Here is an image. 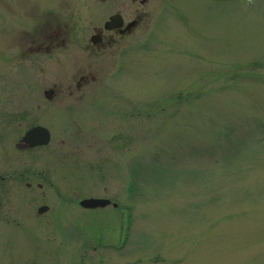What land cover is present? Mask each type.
Returning <instances> with one entry per match:
<instances>
[{
	"label": "rangeland",
	"instance_id": "1",
	"mask_svg": "<svg viewBox=\"0 0 264 264\" xmlns=\"http://www.w3.org/2000/svg\"><path fill=\"white\" fill-rule=\"evenodd\" d=\"M43 1L0 0V52L48 11L74 14L63 22L84 35L108 13L94 14L101 0ZM147 10L90 91L127 97V113L95 127H71L57 110L68 102L42 96L71 69L0 55V110L31 109L53 134L23 152L26 120L0 129V264H264V0ZM84 198L118 205L85 209Z\"/></svg>",
	"mask_w": 264,
	"mask_h": 264
},
{
	"label": "flooded vegetation",
	"instance_id": "2",
	"mask_svg": "<svg viewBox=\"0 0 264 264\" xmlns=\"http://www.w3.org/2000/svg\"><path fill=\"white\" fill-rule=\"evenodd\" d=\"M46 1L49 2L45 6V9L48 8L47 10L51 9L53 5L62 2H58L57 0H55L57 3H54V0H44L43 2ZM52 1H54V4ZM101 1H104L105 4L99 6V10L94 12V14L101 13L104 10V13L108 12L106 19L102 24L92 26L89 34H79L80 31L69 27L68 23L63 22L69 20L68 17L74 14H67L64 16L66 18L57 17L56 15V18H54L55 14L48 11L42 14L47 19L43 17L37 19L39 22L28 31L20 30L19 34H15L14 38L10 39L13 44L4 43L0 52L3 61L13 60L12 62L18 61L20 63L30 61L34 66L41 64V67L48 66L54 62L62 66V69L72 70L71 73H67V76L64 74L62 77L56 78L48 84L46 88H43L42 96L47 106L51 105L50 103L56 98L61 102H68V108L57 110L62 113L63 117L66 115L69 118V124L75 129L95 127V124H103V121L109 118H117L119 113H127V111L121 108L128 101H131L127 97L114 98L111 95L90 93V91L97 82L96 75L102 67L105 57L108 54L111 55L114 49L120 50L123 47L124 40L130 37L137 29L141 28L149 15V11L147 10L149 0ZM93 5V8H95L101 4L96 2ZM111 18L114 21L109 27H106V23L110 22ZM57 20H62V22L55 26L54 21ZM12 49L15 50L14 54L8 56L6 52ZM36 96L37 94L32 93V100H35ZM117 99L120 100V103ZM38 108L39 106L36 107V109ZM128 108L132 111L130 107ZM36 109L34 110L38 111ZM30 112L32 113L31 109L23 111L21 114L13 115L5 110H0V129L2 130L10 127L11 123L15 122L14 117L17 120L16 124H22V120H26L24 122L26 123L24 125L26 129L14 141L16 148L23 152L47 146L53 137L49 126L38 121L36 114L33 112L30 115ZM36 127L47 130L49 141L45 145L31 146L27 141L23 140L24 134ZM0 132L3 133V131ZM0 138L1 140L3 139L2 136ZM36 173L28 166L18 175L21 180H26L25 184L29 187L31 184L28 180L36 177ZM38 173L40 174V172ZM37 187H40V184H37ZM107 200L109 202L103 207L110 206L112 209H116L115 202Z\"/></svg>",
	"mask_w": 264,
	"mask_h": 264
},
{
	"label": "water",
	"instance_id": "3",
	"mask_svg": "<svg viewBox=\"0 0 264 264\" xmlns=\"http://www.w3.org/2000/svg\"><path fill=\"white\" fill-rule=\"evenodd\" d=\"M111 21L106 23V27H109L111 23L114 21L112 18ZM24 141H27L29 145H42L46 144L49 140V134L46 129L41 127L32 128L27 131L23 137ZM109 201L106 199H97V198H87L80 201V205L84 208H96L103 207ZM47 210V206H41L37 209L38 213H43Z\"/></svg>",
	"mask_w": 264,
	"mask_h": 264
}]
</instances>
